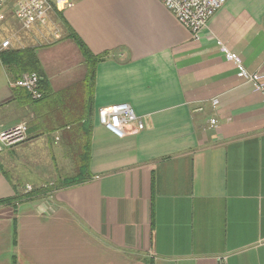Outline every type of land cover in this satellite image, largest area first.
<instances>
[{
	"label": "crops",
	"instance_id": "1",
	"mask_svg": "<svg viewBox=\"0 0 264 264\" xmlns=\"http://www.w3.org/2000/svg\"><path fill=\"white\" fill-rule=\"evenodd\" d=\"M61 11L0 38L38 59L44 90L32 99L0 51V129L29 126L0 152V199L39 189L0 202V264H264V92L223 49L264 74V0H228L198 37L161 0ZM117 102L144 127L106 129L98 109Z\"/></svg>",
	"mask_w": 264,
	"mask_h": 264
},
{
	"label": "built area",
	"instance_id": "2",
	"mask_svg": "<svg viewBox=\"0 0 264 264\" xmlns=\"http://www.w3.org/2000/svg\"><path fill=\"white\" fill-rule=\"evenodd\" d=\"M77 0H0V8L10 2L16 22L20 28L29 30L34 26L49 27L52 23V13L64 7L72 6ZM167 9L177 20L189 28L194 36L207 26L212 15L226 4L228 0H161ZM60 37L59 31L55 32ZM11 38L1 42L0 51L11 47ZM229 59L233 60L238 69V75L244 77L257 91L264 92V74L250 72L243 63L241 57L234 52L223 48ZM16 84L25 88L34 99H40L44 95L41 86V77L36 71L23 72ZM218 99L213 101L217 104ZM99 122L117 137H124L135 129H142L144 122L135 112L134 107L128 102H117L103 105L98 109ZM212 123L216 119L211 120ZM28 138V124L20 122L10 127L0 129V152L14 147L26 141Z\"/></svg>",
	"mask_w": 264,
	"mask_h": 264
},
{
	"label": "trees",
	"instance_id": "3",
	"mask_svg": "<svg viewBox=\"0 0 264 264\" xmlns=\"http://www.w3.org/2000/svg\"><path fill=\"white\" fill-rule=\"evenodd\" d=\"M57 14L63 20L65 24V22L67 21L64 19V15L62 11L61 10L57 11ZM69 36L74 38V40L78 43L82 52L87 58L89 59L99 58L98 56L93 55V53L90 51V49L85 44V42L77 34L70 32ZM19 52L20 51H17L11 48L1 50L2 59L6 64L8 72H10L12 75L15 74L14 76L16 77H20V75L26 71H36V72L40 71L39 69L40 65L38 66V63H39L38 59H35V62H33L31 59H29V57L31 56L30 54H27L28 52L24 54H20ZM29 61H32V62H29ZM35 100H38V99H35ZM28 129H29V126H28ZM83 181H85L84 177H77V176L66 177L64 179H60L57 183V186L58 187L72 186V185L80 184ZM38 190L39 189H30L29 191L23 193L22 195L0 199V202L5 203V202H12V201H22L23 199L31 198L37 195Z\"/></svg>",
	"mask_w": 264,
	"mask_h": 264
},
{
	"label": "rangeland",
	"instance_id": "4",
	"mask_svg": "<svg viewBox=\"0 0 264 264\" xmlns=\"http://www.w3.org/2000/svg\"><path fill=\"white\" fill-rule=\"evenodd\" d=\"M59 11V9H58ZM15 15L13 14L12 7L10 2L5 3L0 8V38H4L5 36H10L11 30L19 28L20 25L16 23ZM55 19V18H54ZM53 23H50L48 26L51 28ZM26 192L30 190V188L26 187Z\"/></svg>",
	"mask_w": 264,
	"mask_h": 264
}]
</instances>
